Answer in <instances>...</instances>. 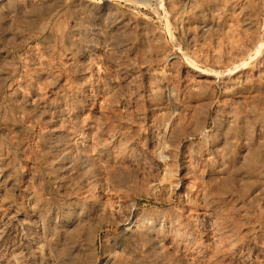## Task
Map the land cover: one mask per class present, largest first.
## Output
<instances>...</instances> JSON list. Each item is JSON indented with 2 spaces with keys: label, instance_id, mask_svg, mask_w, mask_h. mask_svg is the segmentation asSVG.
I'll return each mask as SVG.
<instances>
[{
  "label": "rangeland",
  "instance_id": "obj_1",
  "mask_svg": "<svg viewBox=\"0 0 264 264\" xmlns=\"http://www.w3.org/2000/svg\"><path fill=\"white\" fill-rule=\"evenodd\" d=\"M185 1L0 0V264H264V2Z\"/></svg>",
  "mask_w": 264,
  "mask_h": 264
},
{
  "label": "bare ground",
  "instance_id": "obj_2",
  "mask_svg": "<svg viewBox=\"0 0 264 264\" xmlns=\"http://www.w3.org/2000/svg\"><path fill=\"white\" fill-rule=\"evenodd\" d=\"M103 1L106 3L108 0H103ZM170 1H171V0H170ZM184 1H185V0H184ZM191 1H192V0H191ZM185 2H186V1H185ZM263 2H264V0H263ZM186 3H187V2H186ZM192 4H193V2H192ZM261 4H262V2H261ZM229 5H230V4H229ZM223 6H224V5H223ZM101 8H102V7H101ZM220 9H221V8H220ZM223 9H224V8H223ZM177 12H178V11H177ZM176 15H177V14H176ZM252 17H253V16H252ZM183 22H184V18L180 17V18L178 19V23L181 24V23H183ZM186 22H187V21H186ZM92 26H93V25H92ZM183 28H184V27H183ZM185 29H186V28H185ZM101 36H102V35H101ZM109 48H110V47H109ZM238 51H239V50H238ZM241 54H242V53H241ZM236 55H237V54H236ZM18 94H19V93H18ZM21 96H22V95H21ZM42 96H43V95H42ZM38 99H39V98H38ZM44 103H45V102H44ZM39 111H40V110H39ZM172 112H173V111H172ZM166 119H168V118H166ZM162 121H164V120H162ZM166 121H167V120H166ZM230 126H231V125H230ZM159 127H160V126H159ZM161 127H162V125H161ZM161 127H160V128H161ZM74 129H75V128H74ZM163 130H164V129H163ZM161 131H162V130H161ZM159 132H160V131H159ZM163 134H164V131H163V133H162L161 135H163ZM157 135H158V134H157ZM159 136H160V135H159ZM165 137H166V136H165ZM156 139H159V138L157 137ZM163 139H164V138H163ZM163 139H160V140H161V143H164V142H165V140H163ZM166 140H167V139H166ZM162 141H163V142H162ZM79 144H81V143H79ZM165 144H166V142H165ZM165 144H164V145H165ZM69 158H70V157H69ZM163 171H164V170H163ZM168 172H169V171H168ZM168 172H165V173H167V174H166V175H165V174H162V176L165 175V176L167 177ZM170 172H171V171H170ZM170 172H169V173H170ZM171 173H172V172H171ZM169 175H170V174H169ZM169 175H168V177H169ZM170 176H171V175H170ZM172 176H173V175H172ZM172 176H171V177H172ZM171 177H170V178H171ZM172 178H173V177H172ZM165 179H166V178H165ZM167 179H169V178H167ZM170 180H171V179H170ZM164 181H165V180H164ZM160 182H161V181H160ZM170 183H171V182H170ZM165 184H166V183H165ZM157 185H158V184H157ZM157 185H156V186H157ZM162 185H163V184H162ZM158 188H159V187H158ZM167 188H168V187H167ZM107 207H108V209H109L110 206H107ZM111 207H112V206H111ZM111 207H110V208H111ZM102 210H103V208H102ZM107 211L110 212V210H107ZM98 212H99V211H98ZM135 218H136V217H135ZM132 221H135L136 224H137V223L139 224V222H138V221L136 222V220H132ZM129 222H130V221H129ZM125 223H126V222H125ZM130 224H131V223H128V224L126 223V224H124L123 227H122V231H123V233H124L125 235H126V234H127V235H128V234H131V230H132V229L130 230ZM138 224H137L135 227H137V229L142 228L141 226L139 227ZM140 224H141V223H140ZM133 225H135V224H133ZM133 225H131V226H133ZM138 227H139V228H138ZM152 229H153V227H152ZM152 229H151V230H152ZM147 230H148V229H147ZM132 232H133V230H132ZM137 232H138V231H137ZM149 232H150V231H149ZM135 233H136V231H135ZM135 233H134V234H135ZM138 233H139V232H138ZM140 233H143V234L146 236V238H147V236H149V235H147L148 232L145 231V229H144V231H142V232H140ZM152 233H153V231H152ZM134 234H133V235H134ZM128 236H129V235H128ZM149 237H150V236H149ZM138 238H139V236H138ZM142 238H143V237H142ZM157 238H158V237H157ZM157 238H155L156 240H154V241L157 243L156 245H158V241H160V240H158ZM159 239H160V238H159ZM112 256H114V255H112ZM110 258H111V257H110ZM116 259H117V258H116ZM112 260H115V258L112 259ZM107 261L110 262L111 260L108 258ZM112 262H113V261H112ZM115 262H116V261H115ZM110 263H111V262H110Z\"/></svg>",
  "mask_w": 264,
  "mask_h": 264
}]
</instances>
